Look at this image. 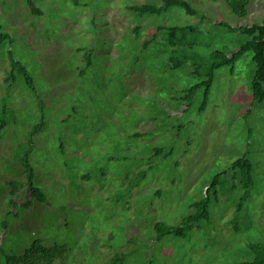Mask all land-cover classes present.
Instances as JSON below:
<instances>
[{
  "label": "rangeland",
  "instance_id": "obj_1",
  "mask_svg": "<svg viewBox=\"0 0 264 264\" xmlns=\"http://www.w3.org/2000/svg\"><path fill=\"white\" fill-rule=\"evenodd\" d=\"M33 1L41 14L27 0H0V31L12 37L0 43V261L36 240L66 245L55 264L251 261L249 243L264 241V101L253 98V52L215 71L204 110V89L187 110L179 98L200 80L198 62L205 71L215 50L231 55L249 39L219 23H261L264 0L245 17L226 0H187L198 15L176 6L142 17L128 7L161 0ZM176 25L194 29L173 47L158 28ZM29 150L49 203L24 208ZM244 156L250 175L233 167ZM214 180L209 218L185 238L156 240L155 225L193 214Z\"/></svg>",
  "mask_w": 264,
  "mask_h": 264
},
{
  "label": "trees",
  "instance_id": "obj_2",
  "mask_svg": "<svg viewBox=\"0 0 264 264\" xmlns=\"http://www.w3.org/2000/svg\"><path fill=\"white\" fill-rule=\"evenodd\" d=\"M29 6L35 14H41V10L36 7L33 0H27ZM76 5H79V0H73ZM217 1V0H210ZM252 0H226L228 6L236 15L240 17H245L248 14V5ZM180 7L184 9L188 14L198 15V10L192 6L187 0H161V4L156 3H142L130 5L128 8L134 12L137 16L144 15H161L167 12L172 7ZM220 25L225 26L231 31L242 32L249 36V39L242 43L239 49L229 55L223 50H215L212 55L213 61L209 64L207 69L203 71L201 64L198 62L196 68L193 69V73L200 78L198 82L191 85L180 96V100L187 103V109H189L190 102L192 101L195 94L204 89V101L201 105V110H204L208 100V96L215 79V71L223 66L234 67L235 63L241 56L246 52H253V61L256 64V71L252 81L253 98L256 101H264V20L261 23L247 24L243 26L233 27L226 22H220ZM194 27L191 25H176V26H160L158 31H165V38H168L169 43L173 47L180 46L183 41L186 40L187 36L193 32ZM5 41L12 42V37L9 33L0 31V43ZM149 41L146 42L148 44ZM11 64L14 65L16 62L14 60V55L12 51H9ZM89 53L85 55V61L87 66L91 65L89 60ZM187 61V60H186ZM185 59L178 60L174 65L179 67L184 64ZM21 71L25 74L28 83L31 84V77L27 73L25 67L21 68ZM204 78L202 79V76ZM10 80V78H9ZM44 124V119L32 130V136L36 135L42 128ZM6 123L4 121L0 122V140L2 139V132ZM31 141L33 139L31 138ZM30 151H27L22 158V166L25 169L27 180L26 182H21L22 186L27 185L30 191L31 199L22 204L25 208L32 205L33 201H38L43 204L49 203L48 198L44 190L38 186L35 182L34 168L30 162ZM163 154V149L157 148L155 150V155ZM167 153L166 156H168ZM239 167L245 171L247 175H250L252 171V163L246 157L237 159L233 163V167ZM235 169V168H234ZM11 184V182H10ZM18 184V182L14 183ZM212 186H217V180H214L211 186L208 187L206 191V197L201 200L194 202L192 206L195 208L193 214L186 216L179 224L166 225L165 223H157L155 228L157 230L156 240L160 241L168 236H175L178 238H185L190 231H192L202 220L209 218V200H210V190ZM12 191V196L15 192L14 187ZM13 199V198H12ZM246 198H243L239 203L238 210L241 211ZM249 248L254 254L251 261H246L243 264H264V241L249 243ZM67 251V247L64 244L54 243L52 245H46L42 240H36L33 244L27 248L24 252L18 254L7 255L5 259L0 261V264H55L58 260H62ZM117 262V261H116Z\"/></svg>",
  "mask_w": 264,
  "mask_h": 264
}]
</instances>
